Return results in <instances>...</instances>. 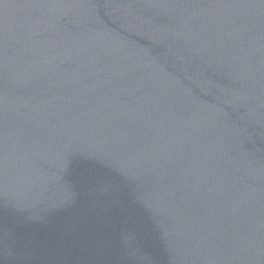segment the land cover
Wrapping results in <instances>:
<instances>
[{
  "label": "water",
  "instance_id": "obj_1",
  "mask_svg": "<svg viewBox=\"0 0 264 264\" xmlns=\"http://www.w3.org/2000/svg\"><path fill=\"white\" fill-rule=\"evenodd\" d=\"M0 264H264V0H0Z\"/></svg>",
  "mask_w": 264,
  "mask_h": 264
}]
</instances>
